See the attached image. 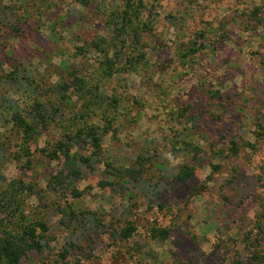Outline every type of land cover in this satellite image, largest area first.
<instances>
[{
  "label": "rangeland",
  "instance_id": "obj_1",
  "mask_svg": "<svg viewBox=\"0 0 264 264\" xmlns=\"http://www.w3.org/2000/svg\"><path fill=\"white\" fill-rule=\"evenodd\" d=\"M3 2L9 9L1 18L19 29L15 33L0 20L3 70L18 69L49 86L68 79L69 66L87 74L95 70L101 55L82 54L78 48L90 50L88 42L109 33L106 15L120 0H94L87 8L73 0ZM146 2L156 20L153 32L145 35L149 65L107 84L108 92L126 104L119 130L108 135L105 150L106 157L131 165L139 155L152 156L147 177L165 183L159 201L167 209L149 206L138 190L103 188L100 182L109 175L101 167L78 183L82 195L77 200L55 194L27 200L29 211L44 213L51 248L29 253L21 264H248L245 234L264 195V141L257 152L244 148L238 157L226 156L231 140L255 143L264 134V0ZM256 10L261 11L259 25L247 16ZM201 32L206 48L186 61L180 58L179 50L201 42ZM2 92L24 107L30 101L16 88L4 86ZM186 107L198 118L189 140L200 145L205 161L182 185L172 176L181 163L192 164L178 139L182 127L176 115ZM54 139L55 133L46 132L33 145L29 168L8 162L3 170L7 179L23 178L45 189L61 164L39 150ZM16 142L12 138L11 153ZM63 208L98 213L105 228L80 233L77 224L59 213ZM130 223L136 233L122 240L119 234ZM153 225L171 228L169 239L152 241ZM71 242L76 247L65 255Z\"/></svg>",
  "mask_w": 264,
  "mask_h": 264
},
{
  "label": "trees",
  "instance_id": "obj_2",
  "mask_svg": "<svg viewBox=\"0 0 264 264\" xmlns=\"http://www.w3.org/2000/svg\"><path fill=\"white\" fill-rule=\"evenodd\" d=\"M73 2L87 8L94 0ZM111 6L106 15L109 33L106 36L97 35L88 42L90 50L78 48L82 54L96 52L101 55L91 74L81 73L69 66L68 79L60 78L54 84L43 86L31 74L18 69L5 72V63L0 62V264H21L29 253L43 254L51 248L47 219L42 212L28 210L29 198L41 199L44 194H55L77 200L82 195L78 183L91 174L99 173L101 167L109 175L108 180L100 182L103 188H119L126 193L138 190L149 206L160 211L167 209L159 201L165 183L161 180L153 182L147 177L151 169L147 163H153L152 156L139 155L132 165L121 163L112 156L106 157L105 140L108 135H115L119 130L126 104L113 92H108L107 84L117 75L146 69L149 61L145 35L153 32L156 21L146 0H120ZM7 9L9 7L0 0V14L6 15ZM260 12L247 13L251 23H262ZM0 20L3 27H11L15 33H19V29L7 19H2L1 15ZM204 38L206 35L201 32L198 36L201 42L195 41L188 49L179 50L180 58L186 61L203 51L206 46L201 39ZM4 86L21 91L30 99L28 105L24 107L8 93L4 94ZM191 111L190 107H186L176 115L182 127L178 139L192 162L181 163L172 176L182 185L194 178L195 166L205 161L201 156L203 149L200 145L189 140L198 126V118ZM259 129H263L261 125ZM46 132L55 133V139L46 142L39 151L48 159L59 162L61 168L51 175L45 189L23 178L8 180L3 171L4 166L10 161L24 163L23 166L27 167L32 165L33 145H38ZM12 138L17 142L16 150L11 153L10 148H14ZM263 141L264 134L260 133L255 143L245 141L241 144L231 140L226 157H238L244 148L257 152ZM257 201L259 212L252 229L245 234L248 264H264V195H260ZM59 213L68 217L70 223L77 224L80 233L105 228L95 212H76L75 209L70 211L63 208ZM136 230L130 223L119 234L120 238L129 240ZM171 233V228L160 225H153L149 229V237L156 243L167 241ZM67 246L65 255H69L76 244L71 242Z\"/></svg>",
  "mask_w": 264,
  "mask_h": 264
}]
</instances>
